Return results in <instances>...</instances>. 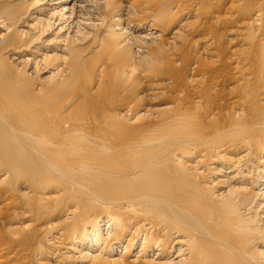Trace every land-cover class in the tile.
I'll use <instances>...</instances> for the list:
<instances>
[{
    "label": "bare ground",
    "instance_id": "obj_1",
    "mask_svg": "<svg viewBox=\"0 0 264 264\" xmlns=\"http://www.w3.org/2000/svg\"><path fill=\"white\" fill-rule=\"evenodd\" d=\"M225 1L0 0V264H264V44L235 59L226 107L208 76L144 106L172 84L142 59L159 39L217 56L223 24L264 35V0Z\"/></svg>",
    "mask_w": 264,
    "mask_h": 264
},
{
    "label": "rangeland",
    "instance_id": "obj_2",
    "mask_svg": "<svg viewBox=\"0 0 264 264\" xmlns=\"http://www.w3.org/2000/svg\"><path fill=\"white\" fill-rule=\"evenodd\" d=\"M231 2H232V0H226L223 6L226 8V7L229 6V4ZM225 13H226V10H222L219 14L221 15V14H225ZM184 20H186V18ZM187 20L189 22H190V20L193 22V18H188ZM192 22H190L191 25H193ZM238 24H240V23L236 22L234 25H238ZM227 28L228 27H226L223 24V27L221 25V28L217 27L216 31H214V33H215L214 35L216 37L215 38L216 39L215 40L216 44L214 43L215 47H213L212 50H217L216 51L217 56H215L216 54L215 55L214 54L210 55L209 52L205 51V50H207L206 48H205V50L203 49L204 48V45H202L203 40L201 41L202 35H200V34L199 35L189 34V33L184 35L183 36L184 38H180L179 41L176 44L168 45L167 43L161 42L160 39H159L158 41H156L155 44H153L150 47L151 48H155L156 46H163L161 44H164V47L160 50V53L153 55L151 51H149L150 53H147V51H146V52H144L142 54V55L146 56V58H142V59H143V61L148 62L145 67L151 72V74H153V75L154 74H160V75L165 74V75H167L166 77L170 78L168 80L172 83V84L170 83L171 86L169 85V88H168V86L164 87V88H160V89H157V93L156 94L146 95L147 98L145 97L146 100L144 102L145 103L144 106H147L148 108L151 107V110H150V108H149V110L152 111L151 113H153L154 116L155 115L156 116H160L161 113H164V112H161V110L158 111L159 109L156 110V108H159V107H162V106L171 105V106H169V108H170V107H174V105H176L175 108H172V110H173V109H176L178 106H180L178 104H181V102L183 100H187V99L191 98V100H189V101H192L193 100V95H194L193 92H194V90H197L199 87H200V89L206 90V92L210 93L207 89H209L210 86L213 85L214 81L212 83V79L215 80V78L216 79H220V80H221V78H223L224 81H223V79L220 81V82L223 81L222 83H220V84H222V86L220 87L221 89H219L218 91L214 90L215 93H214V91H212L211 92L212 94L210 93L211 95L208 94V95H210V97L207 100L211 102L213 100L212 98H214V96H216L214 99H218L219 100V101L216 100V102H218L219 104L215 102L217 105H221L223 107L227 106V104H228L227 102H229L228 101L229 99L227 98V96L230 97L229 95L231 93L230 92L231 90H229L228 87L233 85L232 84L233 82H231V79H233L234 76L239 73L238 72L239 68L238 69L237 68L233 69V67L235 65L238 66V64H239V67L242 66L241 63H234L235 59H237V58H246L247 56L248 57H254V56L258 55V53L260 52L261 48H263L261 46H263V44H264L263 43L264 42V35L262 34L263 31L257 29L256 26L255 27L254 26L253 27H249V28H246V29L245 28L244 29L241 28L240 30H242L243 32H241L240 30L236 31V27H234V29L236 31V32L234 31V33L233 32H231V33L229 32L230 28L232 29L233 27H229L228 28L229 30ZM226 31H228V32L226 33ZM237 32H239V33H237ZM196 42H197V44H196ZM260 42H261L262 45H260ZM196 45H199V47L196 46ZM195 46L197 47V49H196ZM218 51H219V53H218ZM146 54H149V56L146 55ZM173 56H175V58ZM169 57L170 58L173 57L175 59V60H171V61H174V62L176 61L177 62V63H175L176 64L175 66L173 64L174 62L170 63V61H168L169 64L166 63L167 65L164 63V62H167L166 60H170V59H168ZM147 58H149V59H147ZM157 59H159V60H157ZM206 59H208V61H210V63L214 59V63L213 64L211 63L214 66H212L210 63L207 64L206 63V61H207ZM215 59H217L218 61L215 60ZM150 60H151V62H150ZM154 61H155V63H154ZM193 61L200 65V66H198L197 64H195V66L197 65L196 66L197 68L195 67L196 69H198V70H196L197 72L194 71L195 68H194V70L191 69V67L193 66L192 64L194 63ZM163 64H165V65H163ZM208 65H210L212 67H209ZM207 66H208V68H206ZM198 67H200L201 70H199L200 68H198ZM203 67H204V69H206L204 72H202L204 70ZM149 71H148V73H150ZM206 71H207V73H206ZM161 72H162V74H161ZM192 72L197 73V74L193 73L194 74L193 75ZM144 73H146V72H144ZM151 74H149V75H151ZM205 74H207V75H205ZM162 76H164V75H162ZM199 76L200 77L208 76V77H205V78H207L206 82L204 81L205 79H201V81L203 83H205V84L199 82V84H200V86H199V84L196 82L195 84L193 83V84L190 85L189 82L191 81V77L192 78H199ZM139 79H142V76L139 75ZM189 79H190V81H189ZM120 81H121V79H117L116 80V84H113V85H109L108 84V85L111 86L115 90L117 87H119V86H121L123 84V82H120ZM185 83L189 84V86L186 85ZM223 83H224V85H223ZM201 84H203V86L205 88L202 87ZM205 85H207V86H205ZM187 87H189V88H187ZM195 88H197V89H195ZM113 92L114 91L110 92V90H107L105 93H96V94L91 95L87 99V102H86V105H85L86 108L84 107V110H83L84 116H86L88 118V117H92L93 115L97 116V114H98L97 117H100L103 114V111L105 109V103L106 102L111 103V102L117 100L118 97L115 96L114 94H111ZM179 94H181V95L186 94V95H184L185 98H184V96H183V98L181 97L182 99L180 98V103H178L179 99H177ZM190 95L192 97H189ZM148 97H151V98H148ZM107 99H109V100L107 101ZM173 100H177V101H173ZM170 102H171V104H170ZM175 102L177 104H175ZM208 105H210V104H208ZM193 107L194 106H191V108H193ZM102 108H104V109H102ZM169 108H167V110ZM165 110L162 109V111H165ZM170 110H171V108H170ZM168 111H166V112H168ZM134 253H135L134 255H137L136 254V250H135Z\"/></svg>",
    "mask_w": 264,
    "mask_h": 264
}]
</instances>
